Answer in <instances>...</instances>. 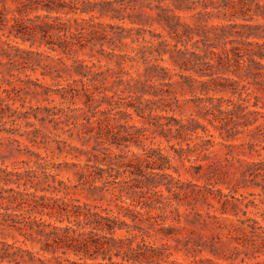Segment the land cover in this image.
Returning a JSON list of instances; mask_svg holds the SVG:
<instances>
[{"label": "trees", "instance_id": "1", "mask_svg": "<svg viewBox=\"0 0 264 264\" xmlns=\"http://www.w3.org/2000/svg\"><path fill=\"white\" fill-rule=\"evenodd\" d=\"M256 17L264 18L260 0H0V88L4 72L14 76L17 71L26 78V87L20 90H29L31 84L42 88L44 95H55L70 104L78 100L83 105L37 107L29 112L8 102L14 101L9 93L14 88H2L0 133L13 134L4 127L6 122L22 124L27 130L18 132L19 137L43 143L29 137L41 131L33 118L53 123L70 138L76 133L83 147L92 143L89 149H79L57 140L58 145L69 147L67 153L87 155L84 163L65 165L76 178L72 186L58 179L59 164L39 154L32 153L33 166L21 171L0 167V264H20L25 256L27 262H41L34 252L6 242L5 237L15 238V233L68 264L73 262L63 256L69 253L90 261L79 264H142L153 257L157 247L146 240L151 236L149 230L171 238L176 229L166 224V218L159 219L143 209V205H152L145 204L144 196H161L162 187L177 195L179 179L170 173L178 175L175 162L191 163L193 155L206 157L209 147L216 144L208 126L198 119L162 114L177 107L175 85L192 91L195 83L206 95L230 93L236 97V101L228 100L225 108L221 98L216 104L208 96L197 100L202 104L198 105L201 117L218 130L222 138L218 143L228 148L227 156L237 148L246 149L243 156L259 158L237 159L236 178L217 165H207L204 175L212 188L203 187L202 199L207 202L214 192L219 199L226 197L213 189L218 183L228 182L232 192L258 188L248 194L260 198V204L248 201L257 210L256 217L239 218V213L246 215V211L236 204L231 208L238 227L228 228L222 217L210 216L229 240L254 245V252L264 255V23L253 22ZM213 19L223 22L210 24ZM154 24L174 42L148 29ZM41 48L44 50L39 51ZM167 62L178 71L172 73L162 64ZM27 72H39L54 81L63 79L65 84L55 90L47 88L38 79L32 81ZM229 73L236 79L227 76ZM132 114L143 120L141 127L119 123L124 120L127 124ZM150 127L166 143L165 148H145L140 155L111 151H122L131 144L140 146ZM237 140L242 142L235 144ZM64 146H59L60 152ZM189 168L195 170L193 175H200L204 167ZM223 175L226 178L220 177ZM80 187L93 201L112 204L116 214L97 204L73 202L70 191ZM221 214H226L225 208ZM122 231L126 235H116ZM207 249L218 254L214 242ZM57 252L61 255H55ZM98 257L102 262H96ZM255 264H264V260Z\"/></svg>", "mask_w": 264, "mask_h": 264}, {"label": "rangeland", "instance_id": "2", "mask_svg": "<svg viewBox=\"0 0 264 264\" xmlns=\"http://www.w3.org/2000/svg\"><path fill=\"white\" fill-rule=\"evenodd\" d=\"M260 3L264 5V0H260ZM222 22V19H213L209 23L219 24ZM253 22L264 23V18L256 17ZM148 29L154 30L155 32H160L167 42H174L158 25L154 24ZM149 37L150 35L146 33L145 38L149 39ZM189 49L192 50V47L189 46ZM41 50H44V48L39 49V51ZM50 55L52 57H58L56 53H50ZM168 56L169 55L166 54L164 58L167 59ZM162 64L168 66L172 73L178 71V69H174L173 65L169 64L168 62ZM13 74L14 76H10L8 73L4 72L2 75L4 81L0 88L8 89L9 91L11 88H14V90L9 92L14 101H8L12 104L13 108H21L22 110L27 109L29 112H32L30 108H74L83 106L78 100H76L73 104H70V101L64 102L55 95H44L42 94V88L35 89L31 84L29 90H20L22 87H26V84L24 85L26 78L24 74L18 73L17 71H13ZM27 74L30 75V79L32 81L38 79V83L42 84L44 87L54 90L62 87L65 84L63 79L54 81L49 77L43 78L39 72H27ZM183 74L192 75L199 80L206 79L198 78L195 73L183 72ZM227 76L234 77L236 79V77L231 73L227 74ZM65 79H67V77H65ZM173 79L179 83L181 82V80L177 77H174ZM193 87L195 89L190 91L187 87L175 85V96L178 100L176 103L177 107L174 108V111H169L167 113L163 112L162 114L178 119H198L200 122L208 126L210 133L213 135L212 140L216 144L212 147H209L208 151H206V157H203L202 155H193L190 157L191 163L187 161L175 162L174 165L178 169V175L173 173V171H170V173L179 179L178 186H180V191L177 195L169 193L164 187H162L161 190L163 195L157 196L153 195L152 193H147L144 196L143 199H146L145 204L152 202V205H150V207L143 205V209L149 210L151 215L158 216L159 219L166 218V224L174 226L176 231L171 238H164L162 235L155 234L153 231L149 230L151 236L146 240L149 244L157 247V250L154 252L153 257H149V259L144 261L142 264H255L256 262L263 261L264 255L254 252V245H243L240 241L229 240L225 234L226 231L220 232V230L217 228L215 220L210 216L216 215L222 217L228 228L230 226L238 227L239 222L236 220V217L233 214L231 205L236 204L240 210L246 211V215L239 213L238 216L241 219H244L245 217H256L255 212L257 210L252 207L248 201L253 200L255 203L260 204V198L257 196H249L248 194L251 192L256 193L259 191V189L249 187L244 189L240 188L236 192H232L228 182L218 183L213 189L220 190L223 195H226V197L219 199L218 193L214 192V195H210L207 200V202H209L212 207H209L207 202H204L202 199V193L206 192V189L203 187L205 186L212 188L211 184H206V177L204 175L207 171V165H217L223 171H227L229 174L233 173V177L236 178L239 176V163L237 162V159L241 158L248 161L259 160V158L255 155L253 157L243 156L242 151L246 152V149H232L230 155L227 156L228 148H226L225 145L218 143L222 142V138L219 136L218 130L214 129L205 119L201 117L203 111L200 110L198 105L202 106V104L197 101L198 98H205L206 96L212 97L214 98L212 102L213 104L220 103L222 101V108H225L229 105L228 100L236 101V97L232 96L230 93L210 92L208 95H206L201 92L199 84L195 83ZM34 90H37L40 93L35 95L33 94ZM2 96H5V94H2ZM219 98H221L220 102L217 100ZM207 104L209 105V102ZM102 107L105 108L106 105H103ZM121 116L122 115L120 114L117 115V117ZM31 121L34 122L36 124V128L40 129L41 131L37 132V134H30L29 137L35 139L37 143H43L34 144L25 137H19L18 132H23L27 129L22 124L15 125L11 122H6L4 127L8 130H11L13 134L0 133V167L6 168L8 170L21 171L24 168L33 166L35 157L32 155V153L39 154L42 157H46L51 163L59 164L61 166L60 173L58 174L59 180L64 181L71 186L74 185L76 183V178L73 174V170L65 165L66 163H84L87 159V155H78L79 153L77 152H72L69 154L67 153L69 147L62 144L58 145L57 140H66L68 145L77 147L79 149H89L92 143L88 145V147H83L81 141H79L77 138L76 133H74L73 137L70 138L68 135L61 134L59 130H56L53 123H40L33 118ZM161 122H163V120ZM119 123L126 127L136 126L139 128L143 125V120H141L135 114H132V119H127V124H125L124 120H121ZM134 129H130L129 132H133ZM153 130V127L149 128L146 133L147 139L144 140L140 146L131 144L127 149H122V151L115 148H111V151L116 154L126 153L129 155L130 153H136L140 155L143 153V149L145 148H165L166 143L156 132L153 133ZM14 139L18 140L19 143L13 141ZM240 142L242 141L237 140L234 143L238 144ZM59 146H64L61 152ZM74 155H77L78 157H73ZM230 156H232L234 159H232ZM198 164L202 165L204 168H202L200 171V175H193L195 170L189 168V166ZM99 166L102 168L104 167V165ZM220 177L226 178L224 175ZM10 187L15 188L13 185H10ZM21 188L23 189L24 187ZM29 191H32V189ZM59 196H62V194H59ZM69 198L73 200V202L75 201V203L80 205L97 204L101 207L112 209L114 214H116V208L112 204L108 205L107 201H93L91 198L87 197V192L81 187L78 189H72L70 191ZM223 202H226V205L223 206ZM223 208H225L226 214H221ZM174 209L176 210L175 212ZM171 210L173 213H171ZM44 218L49 220L47 217ZM126 220L129 222L128 219ZM116 235L122 237L126 235V233L122 231L118 232ZM5 240L8 244L14 243L17 247L34 252L36 258L41 260V262H38L37 260L27 262L25 260H27L28 257L25 256V260L21 261L20 264H58L59 262H61V264H68L66 261H64V258L57 259L51 253L40 250L39 244H36L30 240L24 241V238L17 233H15V238L5 237ZM212 242H214L217 248V255H212L207 249L209 244ZM166 243L169 244L167 247L164 246ZM201 248L204 249L201 252H198L197 250ZM55 255L59 256L61 254L60 252H57ZM63 257H67L71 262H73V264L90 262L87 259L79 260V257H76L70 253ZM113 260L121 262V259L116 257H114ZM96 262H102V258L98 257Z\"/></svg>", "mask_w": 264, "mask_h": 264}]
</instances>
